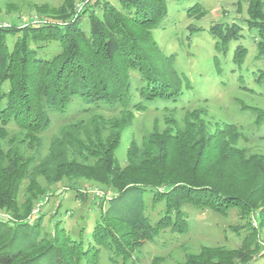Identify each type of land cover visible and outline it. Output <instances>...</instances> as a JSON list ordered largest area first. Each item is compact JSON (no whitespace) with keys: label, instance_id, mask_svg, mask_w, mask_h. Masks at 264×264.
Masks as SVG:
<instances>
[{"label":"trees","instance_id":"trees-1","mask_svg":"<svg viewBox=\"0 0 264 264\" xmlns=\"http://www.w3.org/2000/svg\"><path fill=\"white\" fill-rule=\"evenodd\" d=\"M106 2L109 0L84 14L88 30L81 25V18L29 24L22 33L20 25L0 26V132L14 124L32 138L52 124L53 113L67 114L73 105L85 111L121 107L126 114L148 109L151 104L174 109L170 103L178 104L185 78L153 36V30L162 26L168 15V0H119V5ZM201 6L195 2L188 14H200ZM248 22L250 29L258 31V55L264 56V21ZM238 28L235 21L231 25L212 24L215 46L226 52L229 42L240 38ZM50 42L58 44L53 55L42 51ZM246 54V46L238 44L233 61L242 63ZM256 78L264 86V69ZM248 108L255 114V123L264 128V107ZM129 120L124 117L120 125L116 123V130L105 139H97L94 148L84 147L93 157L91 163L70 161L79 175L115 189L107 199L103 221L94 225L87 241H75L78 247L74 252L79 253L76 264L83 259L86 264H98L100 247L113 248L129 258L135 246L166 227L187 231V204L222 213L236 209L242 215L255 214L264 228V154L248 153L246 147L238 145L244 137L239 125L223 122L211 130L202 118L187 113L184 126L172 119L174 124L145 135L141 144L132 140L127 162L122 165L117 149ZM67 141L77 143L76 139ZM5 157L0 152V206L15 193L7 181L14 164L5 163ZM55 159L65 164L61 157ZM148 200L153 208L162 205L156 221L148 212ZM34 221L17 225L0 217V264H70L64 259L57 234L56 241L48 244L40 234L38 220ZM254 234L248 235L249 242L244 241L239 254L238 249L204 247L188 262L250 264L258 250Z\"/></svg>","mask_w":264,"mask_h":264},{"label":"rangeland","instance_id":"rangeland-1","mask_svg":"<svg viewBox=\"0 0 264 264\" xmlns=\"http://www.w3.org/2000/svg\"><path fill=\"white\" fill-rule=\"evenodd\" d=\"M103 1L107 0H0V26L20 25L18 31L22 33L29 24L81 18V25L88 30L84 14L97 10L94 6ZM195 2L202 5V12L193 16L188 9ZM107 3L119 5V0ZM167 7L168 15L162 26L153 30V36L164 52L173 57L174 67L186 79L178 104L170 103L174 109L151 104L148 109H133L126 114L128 111L121 107L85 111L73 105L67 114L53 113L52 124L32 138H27L14 124L0 132V152L6 156L5 163L14 164L7 181L15 191L12 200L2 201L0 217L17 225L38 220L40 234L47 238L48 244L56 241V234L61 239L58 245L70 264H76L79 254L74 252L78 247L75 241H87L94 225L103 221L107 199L115 192L104 183L76 173L75 163H91L93 157L84 147L94 148L99 143L97 139H105L115 131V124L120 125L124 117L130 120L117 149L122 165L127 162V148L132 140L141 144L145 135L174 124L172 119L184 126L187 113L202 118L211 130L223 122L239 125L244 137L238 145L246 147L248 153L264 154V128L255 123V114L248 108L264 107V86L256 78L257 72L264 69V56L258 55V31L248 26V19L264 21V0H168ZM233 21L240 24V38L232 39L225 52L215 46L210 26L216 22L231 25ZM238 44L247 48L240 64L233 61ZM42 51L55 54L57 42H50ZM133 76L137 83L136 73ZM70 138L77 143L71 144L67 141ZM56 157L64 159L65 164L56 163ZM73 159L75 163L71 164ZM150 201L148 212L156 221L162 205L153 208ZM184 208L189 215L187 231L163 228L135 246L129 258L118 255L113 248L110 251L100 247L98 264H189L188 259L204 247L238 249L239 254L253 232L256 234L252 239L258 240L253 245L258 250L253 252L250 264H264V228L255 214L242 215L236 209L222 213L189 204ZM235 259L242 261L239 257ZM80 261L79 264H86L84 259Z\"/></svg>","mask_w":264,"mask_h":264}]
</instances>
